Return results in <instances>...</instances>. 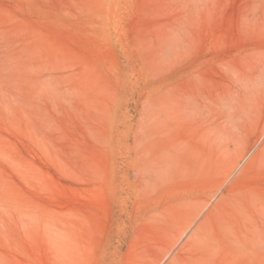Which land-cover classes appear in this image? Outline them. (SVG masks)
<instances>
[{
  "label": "rangeland",
  "instance_id": "rangeland-1",
  "mask_svg": "<svg viewBox=\"0 0 264 264\" xmlns=\"http://www.w3.org/2000/svg\"><path fill=\"white\" fill-rule=\"evenodd\" d=\"M0 264H264V0H0Z\"/></svg>",
  "mask_w": 264,
  "mask_h": 264
}]
</instances>
